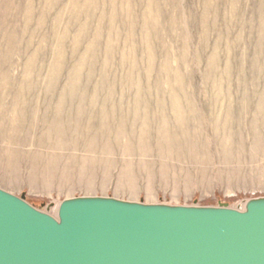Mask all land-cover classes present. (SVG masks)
Wrapping results in <instances>:
<instances>
[{
	"label": "rangeland",
	"instance_id": "374dc122",
	"mask_svg": "<svg viewBox=\"0 0 264 264\" xmlns=\"http://www.w3.org/2000/svg\"><path fill=\"white\" fill-rule=\"evenodd\" d=\"M0 188L264 197V0H0Z\"/></svg>",
	"mask_w": 264,
	"mask_h": 264
},
{
	"label": "water",
	"instance_id": "95a60500",
	"mask_svg": "<svg viewBox=\"0 0 264 264\" xmlns=\"http://www.w3.org/2000/svg\"><path fill=\"white\" fill-rule=\"evenodd\" d=\"M0 264H264V197L232 208L86 196L55 216L0 188Z\"/></svg>",
	"mask_w": 264,
	"mask_h": 264
}]
</instances>
